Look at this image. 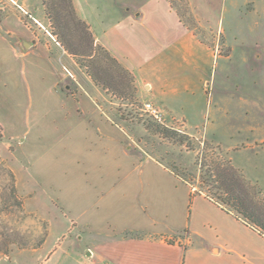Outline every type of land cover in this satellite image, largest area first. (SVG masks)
<instances>
[{
	"label": "rangeland",
	"instance_id": "374dc122",
	"mask_svg": "<svg viewBox=\"0 0 264 264\" xmlns=\"http://www.w3.org/2000/svg\"><path fill=\"white\" fill-rule=\"evenodd\" d=\"M117 1L106 0L105 6L114 9ZM169 1L216 54L207 105L200 100L196 112L186 115L190 127L180 113L165 114L161 123L143 109L139 95L134 105L94 81L93 73L114 84L126 79L105 48L88 55L94 53L90 40L66 0H0V264H89L67 218L48 197L92 182L75 154L91 141L88 118L83 122L79 103L68 94L91 95L124 127L128 143L185 171L194 190L205 189L201 158L230 159L264 197V0ZM83 103L95 105L90 99ZM148 120L184 133L185 142L152 132L144 125ZM117 148L112 144L113 154Z\"/></svg>",
	"mask_w": 264,
	"mask_h": 264
},
{
	"label": "crops",
	"instance_id": "0c3cea01",
	"mask_svg": "<svg viewBox=\"0 0 264 264\" xmlns=\"http://www.w3.org/2000/svg\"><path fill=\"white\" fill-rule=\"evenodd\" d=\"M73 2L95 42L134 75L139 97L167 116L185 115L190 127L186 115L196 112L200 100L207 105L210 59L216 54L172 3L118 0L110 10L106 0ZM68 95L79 103L83 122L88 118L90 124L85 125L89 146L75 154L91 185L68 186L51 197L33 176L31 164H23L67 218L71 238L81 244L78 252L89 264H264L263 233L205 194L192 195L189 183L128 143L124 127L91 95ZM85 99L94 107L83 106ZM112 144L118 147L114 154Z\"/></svg>",
	"mask_w": 264,
	"mask_h": 264
},
{
	"label": "trees",
	"instance_id": "16d2710c",
	"mask_svg": "<svg viewBox=\"0 0 264 264\" xmlns=\"http://www.w3.org/2000/svg\"><path fill=\"white\" fill-rule=\"evenodd\" d=\"M66 2L77 25L82 32L88 36L91 52L94 51V53L88 55L94 58L98 48L105 47L95 42L90 26L77 13L73 0H66ZM105 49L106 57L122 70L126 82L121 80V82L114 84L108 79L100 76L98 73H93L92 78L98 85L103 86L107 90L112 89L113 92L119 94L124 100H129V103L139 105L134 75L115 56H113L107 48ZM125 84H128L130 91L126 90ZM119 114L122 119L126 118V113L119 111ZM128 115L135 116L132 111L128 112ZM114 122L118 123L116 121ZM144 125L152 132L159 133L160 135L180 144L184 143L187 138L184 133H179L175 129H171L151 120L145 121ZM159 161L162 162L161 160ZM200 161L201 171L202 168H204L202 171L203 173H201V186L205 189L193 190L192 195L205 194L219 203L223 209L233 212L237 217H240L247 224L255 227L264 234V197L263 192L257 183L248 179L239 168L232 164L230 159H218L213 161V163H209L206 159L201 158ZM165 165L178 177L194 188L193 177L188 176L185 171L180 170L175 165Z\"/></svg>",
	"mask_w": 264,
	"mask_h": 264
},
{
	"label": "built area",
	"instance_id": "2783aa9c",
	"mask_svg": "<svg viewBox=\"0 0 264 264\" xmlns=\"http://www.w3.org/2000/svg\"><path fill=\"white\" fill-rule=\"evenodd\" d=\"M143 109L148 112V114L153 117L155 120L164 123L165 113L162 108L156 105L152 101H145ZM100 264H112L110 261H103Z\"/></svg>",
	"mask_w": 264,
	"mask_h": 264
},
{
	"label": "water",
	"instance_id": "95a60500",
	"mask_svg": "<svg viewBox=\"0 0 264 264\" xmlns=\"http://www.w3.org/2000/svg\"><path fill=\"white\" fill-rule=\"evenodd\" d=\"M28 42H25V45H27Z\"/></svg>",
	"mask_w": 264,
	"mask_h": 264
}]
</instances>
